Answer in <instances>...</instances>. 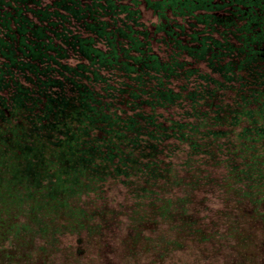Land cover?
<instances>
[{
	"label": "trees",
	"instance_id": "trees-1",
	"mask_svg": "<svg viewBox=\"0 0 264 264\" xmlns=\"http://www.w3.org/2000/svg\"><path fill=\"white\" fill-rule=\"evenodd\" d=\"M82 1L0 0V264H264V21Z\"/></svg>",
	"mask_w": 264,
	"mask_h": 264
},
{
	"label": "flooded vegetation",
	"instance_id": "flooded-vegetation-1",
	"mask_svg": "<svg viewBox=\"0 0 264 264\" xmlns=\"http://www.w3.org/2000/svg\"><path fill=\"white\" fill-rule=\"evenodd\" d=\"M98 1V0H97ZM101 1V0H99ZM120 4L134 10L133 14L140 17L146 28H149L151 37L160 40L172 30L186 29L190 32H201L204 25L199 24L198 16L212 17L215 22H231L232 24H244L253 20V25L264 21V0H117ZM85 0L82 1V3ZM221 16V17H220ZM223 18V19H222ZM193 23H197L192 26ZM185 25V26H184ZM226 25V24H225ZM187 26V27H186ZM185 27V28H184ZM199 27L198 29H195ZM145 28V29H146ZM195 29V31H194ZM197 33V34H198ZM250 146H252L250 144ZM246 155L238 152L237 155ZM249 160L253 165H261V159L255 152L250 153ZM257 170L256 166L254 165ZM257 174V172H256ZM259 233L264 234V214L260 215ZM262 237L260 238V240ZM253 249V248H252Z\"/></svg>",
	"mask_w": 264,
	"mask_h": 264
},
{
	"label": "rangeland",
	"instance_id": "rangeland-1",
	"mask_svg": "<svg viewBox=\"0 0 264 264\" xmlns=\"http://www.w3.org/2000/svg\"><path fill=\"white\" fill-rule=\"evenodd\" d=\"M193 194V193H192ZM199 196L198 194H193V197H197ZM5 197V196H4ZM1 200V199H0ZM4 209V208H3ZM4 211V210H3ZM225 219V217L223 215L221 216H217L216 217V220L215 222L218 220L219 221V224L216 222V225L217 227L219 228L222 221ZM29 221V219H27V222ZM29 223L31 224V222L29 221ZM30 226H33L32 224ZM234 227V226H232ZM5 229H7L6 227H4ZM245 237V236H244ZM0 242H2V240H0ZM212 243L214 244V249L211 250V252H215L217 249H219L220 247H224L222 251H226L228 249H232V246H234L235 248H239V245L246 249L248 253H251L252 252V247L250 246L249 248L247 247V244L244 243L242 240H240L238 234H233L231 233L229 230L226 232V236L224 234H220L219 231H218V238L215 237L212 241ZM239 244V245H238ZM2 246L0 245V248ZM2 254H3V257L5 256V250L2 249ZM248 253L243 257L242 254H241V263L240 264H250L249 263V256H248ZM186 257L181 254L180 255V264H183V263H186L185 262ZM237 263V262H236Z\"/></svg>",
	"mask_w": 264,
	"mask_h": 264
}]
</instances>
